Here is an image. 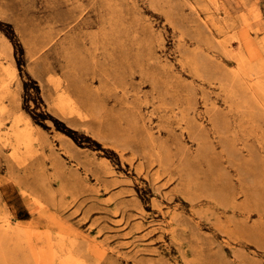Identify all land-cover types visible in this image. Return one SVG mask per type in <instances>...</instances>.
<instances>
[{
    "label": "rangeland",
    "instance_id": "1",
    "mask_svg": "<svg viewBox=\"0 0 264 264\" xmlns=\"http://www.w3.org/2000/svg\"><path fill=\"white\" fill-rule=\"evenodd\" d=\"M0 264H264V0H0Z\"/></svg>",
    "mask_w": 264,
    "mask_h": 264
},
{
    "label": "bare ground",
    "instance_id": "2",
    "mask_svg": "<svg viewBox=\"0 0 264 264\" xmlns=\"http://www.w3.org/2000/svg\"><path fill=\"white\" fill-rule=\"evenodd\" d=\"M188 176V175H187ZM199 182V181H198ZM193 201V200H192ZM93 213V212H92ZM220 216V215H219Z\"/></svg>",
    "mask_w": 264,
    "mask_h": 264
}]
</instances>
